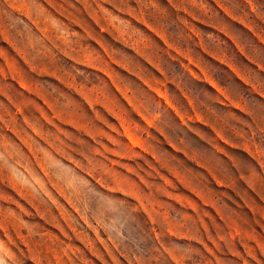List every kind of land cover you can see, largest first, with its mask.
Here are the masks:
<instances>
[{
	"label": "rangeland",
	"instance_id": "1",
	"mask_svg": "<svg viewBox=\"0 0 264 264\" xmlns=\"http://www.w3.org/2000/svg\"><path fill=\"white\" fill-rule=\"evenodd\" d=\"M0 264H264V0H0Z\"/></svg>",
	"mask_w": 264,
	"mask_h": 264
}]
</instances>
